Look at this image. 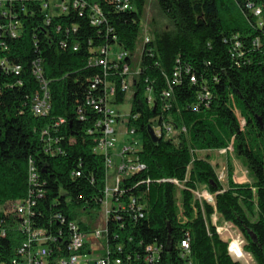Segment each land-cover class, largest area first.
<instances>
[{
  "label": "trees",
  "instance_id": "obj_1",
  "mask_svg": "<svg viewBox=\"0 0 264 264\" xmlns=\"http://www.w3.org/2000/svg\"><path fill=\"white\" fill-rule=\"evenodd\" d=\"M59 1L66 11L50 8ZM78 1L84 7L74 0H0V264H21L28 232L39 233L47 264H55L67 255L70 223L87 235L95 231L105 168L93 150L103 117L92 101L101 98L106 78L115 81V108L124 102V65L134 73L126 125L141 135L144 168L121 180L116 198L126 207L111 208L102 222V253L120 264H241L210 222L215 209L241 234L254 264H264V0H157L167 24L156 23L143 39L133 69L146 1ZM96 14L100 22L92 23ZM114 44L126 55L121 62L106 71L89 64ZM44 92L48 110L36 114ZM163 121L174 133L153 142L147 126ZM230 142L251 183L225 189L196 152ZM170 179L186 186L182 218ZM199 184L214 195V206L193 198ZM25 198L24 225L3 208L8 199Z\"/></svg>",
  "mask_w": 264,
  "mask_h": 264
},
{
  "label": "built area",
  "instance_id": "obj_2",
  "mask_svg": "<svg viewBox=\"0 0 264 264\" xmlns=\"http://www.w3.org/2000/svg\"><path fill=\"white\" fill-rule=\"evenodd\" d=\"M73 5L75 7H84L85 2L74 0ZM48 7V4L46 5ZM123 7H127L124 5ZM52 10L57 11H66V4L64 1H59L50 5ZM94 10L97 11V8L94 7ZM253 12L255 15L260 14L259 7H254ZM92 23H99L100 19L97 14L92 17ZM144 40L149 41V36L147 35ZM110 48H101L100 52L102 56H95L89 60V64L101 65L106 71L108 64L114 62L116 66L117 63L121 62L125 58V53L123 51L115 52L114 57H109L108 52ZM123 74L126 76L129 75L130 70L128 66L124 65ZM109 73V72H108ZM122 89L128 90L129 84L128 81L121 82ZM94 87V85H92ZM116 93L115 81L108 80L105 78L103 93L101 98L97 101H92L93 109L102 114V133L96 140L94 144V152L100 154L103 158V164L105 168L104 175V206L106 207L105 219L107 213L113 207L125 208L126 204H123L116 197L120 192V184L123 177H126L134 172L140 171L144 168V163L139 160L137 151L140 148V143L137 139L133 137H127V141L122 145L120 151H116V133L120 128H116L115 124L119 121L122 122V117H127V114L120 115L115 109V104L112 102V98ZM165 98L170 96V91H165L163 93ZM47 93L44 92L41 97L37 98L34 105L33 111L36 114L45 113L48 110L47 104ZM126 131L123 133L125 135H136L137 133L134 128L125 124ZM152 128L157 136L164 135L165 137H170L174 133V128L169 122H161V124L153 123ZM185 131V128L182 129ZM121 131V130H120ZM230 148V147H227ZM114 157L118 159L117 162L114 161ZM170 181L176 184L178 181L176 179H170ZM111 182V183H109ZM135 199L130 200L129 206H133ZM103 206V207H104ZM3 212H15L23 218V224L27 223L26 214L28 212L27 199L23 201H15V204L10 208H7L6 205L3 208ZM70 229L73 230L72 235L70 236L69 241L66 245L67 255L64 258H57L55 264H89V261L94 260V264H120L121 260L117 257L112 258L108 253H102L95 258L89 257L88 254L83 253L88 247L89 243L87 241L88 236H92L94 239L100 238L105 235V227L102 230H96L93 233L87 235L79 231L74 223L69 224ZM43 241V238L40 237L39 233L28 232L26 240L22 243V246L19 248V254H21L22 262L21 264H47L46 257L49 254L45 246L40 245ZM33 242L38 243L34 251L30 250L29 247ZM183 246H187L185 242H182ZM18 264V262H13Z\"/></svg>",
  "mask_w": 264,
  "mask_h": 264
},
{
  "label": "rangeland",
  "instance_id": "obj_3",
  "mask_svg": "<svg viewBox=\"0 0 264 264\" xmlns=\"http://www.w3.org/2000/svg\"><path fill=\"white\" fill-rule=\"evenodd\" d=\"M145 8L143 11V14L141 15V25H142V31L140 40L136 45L134 56H133V64L132 69L138 66L139 64V56L140 51L143 47V39L148 35L150 37V30L155 27V24L160 25H166L167 20L160 14L157 0H145ZM120 51V47L116 44L112 45L110 47V51L108 52L109 57H114L113 55L115 52ZM134 79V73L130 71L127 81L129 86H132ZM131 94L132 89L131 87L128 89L126 93V97L124 99V102L122 104H118L116 106L117 113L120 115L127 114L130 108L131 104ZM238 117L242 121V117L240 113L238 112ZM123 121L118 122L115 124L116 128H120V130H117L116 133V151H120L122 148V145L127 141V137H133L134 139H137L138 143L141 142V135H125L123 134L126 131L125 124H126V117H122ZM230 147V148H227ZM198 157L206 158L208 162L213 166L216 175L218 177V180L223 188H228L231 183H237V184H250L251 178L250 175L246 169V166L241 159V157L237 156L232 147V143L230 142L226 147L220 148V149H208V150H201L196 152ZM115 162L118 161L116 157L113 158ZM111 183V182H109ZM186 188L185 184L182 182L176 183V197H177V209H178V215L182 218L183 211L181 207V194L182 190ZM191 193L193 195V198L198 201L199 203L208 202L214 206V195L208 192L204 185L199 184L195 187V189H191ZM15 201H17L15 199ZM15 201L13 199H8L5 201V205L7 208H10L15 204ZM106 207L104 206L102 209V214L100 216L99 224L95 228L96 230H102L104 229V223L105 221V213H106ZM210 222L212 225L215 226V229L218 233V235L228 242V253L230 257L233 260H236L240 262L241 264H254L253 259L250 255V253L245 249V243L241 236V234L238 232V230L229 222L223 220L220 218V216L216 213L215 209L213 213L210 216ZM87 241L89 243L86 250L83 252L85 254H88L89 257L95 258L98 255L101 254L102 250L105 248V237L102 236L100 238L94 239L92 236L87 237ZM89 264H94L93 261H89Z\"/></svg>",
  "mask_w": 264,
  "mask_h": 264
},
{
  "label": "water",
  "instance_id": "obj_4",
  "mask_svg": "<svg viewBox=\"0 0 264 264\" xmlns=\"http://www.w3.org/2000/svg\"><path fill=\"white\" fill-rule=\"evenodd\" d=\"M147 132L153 142H157L159 140V137L155 134L153 128L150 125L147 126Z\"/></svg>",
  "mask_w": 264,
  "mask_h": 264
}]
</instances>
